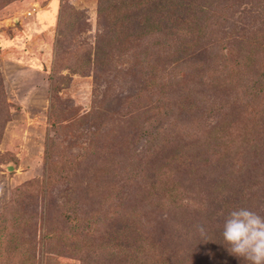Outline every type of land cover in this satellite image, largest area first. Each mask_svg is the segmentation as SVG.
<instances>
[{
	"label": "rangeland",
	"instance_id": "1",
	"mask_svg": "<svg viewBox=\"0 0 264 264\" xmlns=\"http://www.w3.org/2000/svg\"><path fill=\"white\" fill-rule=\"evenodd\" d=\"M224 10L235 26L230 42L222 37ZM208 14L205 23L176 15L168 33H142L135 27L142 15L137 0H0V219L4 224L5 215L13 220L14 214L23 226L19 264H78L69 262L59 241L41 237L47 215L75 199L96 170L121 183L136 213L147 210L139 181L171 186L165 167L179 141L198 139L202 147L210 141L203 133L219 117L258 104L251 94L263 84L257 75L264 0H223ZM240 42L251 53L246 66L238 65ZM238 153L245 167L236 181L245 196L234 200L264 215V169L255 167L251 152L247 162ZM98 154L112 155L106 169L92 168L91 160L77 165L80 155ZM69 162L77 174L84 171L73 183L74 176L50 178ZM87 214L96 239L105 223L99 227L102 219ZM137 215L130 220H138L136 232L157 239L158 224L140 218L144 212ZM213 242L200 248L205 254L197 264H249L230 254L223 240Z\"/></svg>",
	"mask_w": 264,
	"mask_h": 264
},
{
	"label": "trees",
	"instance_id": "2",
	"mask_svg": "<svg viewBox=\"0 0 264 264\" xmlns=\"http://www.w3.org/2000/svg\"><path fill=\"white\" fill-rule=\"evenodd\" d=\"M138 1L142 15L141 18L138 16L135 27L142 33L158 30L168 33L173 29L174 20L172 17L175 19L176 15L186 14L190 19H195L196 23L198 21L205 23L206 19L211 18L208 14L209 10L217 7L221 2L223 3V0ZM202 2L204 3L202 4ZM232 2L234 3V0ZM148 6H150L149 11ZM224 11L222 23L225 25L222 37L227 39L232 38L231 29L235 26L232 22L230 23L229 11ZM201 22L198 24L199 30L204 27ZM195 27L197 25L194 26V29ZM136 39L138 40V35ZM225 41L230 42L231 40ZM239 44L238 47L242 48L244 56L239 61L237 60L238 65L246 66L250 63L251 53L244 42ZM261 60L258 68L260 74L257 76L260 77V82L263 84H260V88L251 94V97H256L258 100V104L253 109H250L249 112H247L249 109L246 111L242 109V114L236 113L225 119L219 117L220 119L218 118L211 128L203 133L204 136H210V141L208 143L204 141L206 145H202V147L198 139L195 144L192 143V138L179 141L178 144L181 146H174L170 151L172 156L169 158L173 159V163H169L165 167V169H171L169 173H166L168 177L166 180H171V186H164L167 183L157 179L153 183L145 181L147 184L139 181L140 186L137 193L141 196V200L144 199L149 203L147 210H140L146 215H140V218L146 222L155 221L158 224L157 234L159 236L157 239H152L141 230L136 232L133 227H136L138 220L135 223L130 220L132 221L137 213L141 212L136 213L137 206L128 200V193L123 191L121 183L117 185L111 175L101 174L99 176L98 170L92 178L90 177L86 181L82 191L76 194L75 199L65 202L63 206L56 205V210L47 215V219L50 220L46 224L48 232L41 238L54 244L60 242L70 263L197 264L200 260L199 256L205 254L204 252L203 254L199 253L200 248L205 244L207 247L212 246L213 238L217 241L223 240L221 226L224 218L233 209L242 207L238 206L241 201L234 200L243 199L245 196V190L240 188L243 186H240L236 181L242 174L241 169L245 167V162L242 159H238V161L235 159L238 151H240L238 155H241V158L244 157L246 162L249 161V152H251L253 160L256 162L255 167L262 166L264 169V56ZM215 111L214 114L219 113L220 109ZM92 151L95 153L96 149H92ZM210 153H213L215 157L211 154L210 163L203 165L208 161L207 156L204 155ZM100 155L98 154L92 159L80 155L76 159L77 165L91 160L92 168L106 169L112 155L103 157ZM247 155L249 157H246ZM108 156L110 157L107 159ZM214 158L216 162H212ZM74 166L75 163L69 162L65 166L66 169L64 167L52 170L50 178L53 180L62 174L65 177L67 175L68 177L74 176L69 178L73 183L79 173L82 175L84 172L79 171L77 174L78 170L76 171ZM163 166L165 165L159 166V169ZM210 166L209 173L206 169ZM114 170H118V168L116 167ZM195 170L198 172L196 173ZM200 173L202 180L198 179ZM118 182L124 183L123 179H119ZM223 193L226 197H223ZM109 198L110 203L107 201ZM78 205L82 207H78ZM6 212L7 210L4 215ZM88 212L96 219H102L99 222V227L103 221L105 223L104 231L99 233L96 239L91 238L94 229L91 228L90 221L94 219L87 217ZM12 218L13 220L8 219L5 215L4 224L0 219V264H19L18 259L21 256V251L24 250V246L18 241L21 236H24L23 226L19 224L18 218L14 214ZM199 224L204 225L205 233L203 235L197 230ZM20 226L22 232L18 229ZM79 228L83 235L75 234ZM125 228H127L126 231ZM242 261L245 260L242 258Z\"/></svg>",
	"mask_w": 264,
	"mask_h": 264
},
{
	"label": "clouds",
	"instance_id": "3",
	"mask_svg": "<svg viewBox=\"0 0 264 264\" xmlns=\"http://www.w3.org/2000/svg\"><path fill=\"white\" fill-rule=\"evenodd\" d=\"M221 227L230 254L249 264H264V215L238 207L227 214ZM197 230L203 235L204 225H197Z\"/></svg>",
	"mask_w": 264,
	"mask_h": 264
}]
</instances>
